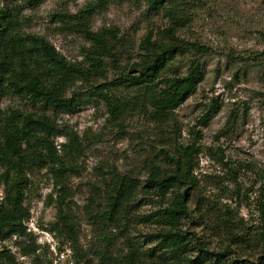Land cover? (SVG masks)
Here are the masks:
<instances>
[{
    "label": "rangeland",
    "instance_id": "rangeland-1",
    "mask_svg": "<svg viewBox=\"0 0 264 264\" xmlns=\"http://www.w3.org/2000/svg\"><path fill=\"white\" fill-rule=\"evenodd\" d=\"M94 2L45 0L37 8L24 6L22 31L45 38L68 62L88 67L89 43L75 25L81 12ZM177 2L184 4L186 15L177 36L205 45L210 54L202 59V76L195 91L168 113L166 121L150 119L153 107L125 79L127 74L135 75L130 70L143 53L142 40L149 32L154 40L169 25L164 9L159 5L151 7L148 0H110L88 17L86 27L91 31H115L121 38L118 68H112L107 61L104 76L78 81L68 90L67 96L76 91L84 102L74 113H51L59 125L79 136L82 146L64 181L68 193L65 212L72 220L75 246L82 258L75 259L73 243L64 236L56 237L51 229L58 219L60 186L55 185L50 166H24L20 171L9 170L6 176L7 168L0 162V203L5 187L19 182L24 205L29 208V218L23 222L24 236L0 232V264H54L55 249H69L74 264H127L125 257L130 253L135 254L138 264L161 262V258L172 261L171 254L159 246L156 238L161 228L157 215L173 201L172 195L161 199L151 190H140L128 207L127 219L117 227L93 225L87 215L88 211L98 215L103 209V183L113 171L134 178L144 187L147 167L151 163L164 167L160 149L172 152L175 143L196 144L193 174L201 187L198 196L210 208L206 211L209 220L204 217L203 224L194 200L188 201L190 214L181 222V231L188 235L189 246L182 255L189 259L198 257L195 243L199 238L207 239L209 251L221 250L211 229L216 213L211 202H216L221 215L229 210L236 220H241L243 228L255 229L259 219L253 204L260 195L264 197V0ZM6 4H10L9 0H0V7ZM189 58L188 54L177 56L174 71L185 75ZM114 83V94L128 105L118 122L110 117L104 102L94 96L96 87ZM0 108L6 114L10 109L41 111L38 106L9 97L1 100ZM54 140L56 145L65 142L64 137ZM207 148L216 151L218 158L211 156ZM219 158L226 166L218 162ZM232 169L236 172L240 200L233 194L237 186L230 180ZM102 251L104 256H100ZM228 261L226 264H246L236 255Z\"/></svg>",
    "mask_w": 264,
    "mask_h": 264
},
{
    "label": "trees",
    "instance_id": "trees-1",
    "mask_svg": "<svg viewBox=\"0 0 264 264\" xmlns=\"http://www.w3.org/2000/svg\"><path fill=\"white\" fill-rule=\"evenodd\" d=\"M44 1L9 0L10 4L0 7V102L9 97L20 102L26 101L41 110L40 113H25L20 109H10L6 114L0 108V162L7 168L6 176L9 175V170L20 171L24 166H50L55 185L60 186L58 219L51 229L56 237L64 236L73 243L72 256L79 261L82 254L75 246L77 239L72 220L65 212L68 193L64 181L67 173L72 172V165L81 154L82 146L79 136L59 125L52 114H72L84 103L76 91L67 96L68 90L74 88L78 81L104 76L108 71L107 61L112 68H118L117 49L121 45V38L115 31L101 29L93 32L86 27V21L94 10L104 8L110 1L95 0L81 12L82 16L75 25L77 32L89 43L86 51L88 67L70 63L45 38L24 34L22 31L21 8H37ZM177 1L148 0L151 7L159 5L164 9L169 25L154 40L152 32L142 40L140 47L143 53L130 70L135 75L127 74L125 77L129 86L140 96H144L146 103L153 107L154 110L149 115L153 120L166 121L168 113L190 97L202 76V59L210 54L205 45L188 42L177 36L183 27L182 21L186 20L184 4L179 5ZM62 22L66 24L67 21ZM184 54L190 56L189 64L186 74L180 75L172 66L175 58ZM116 88L115 83L96 87L94 96L104 102L110 117L118 122L128 105L114 94ZM57 137H64L65 142L56 145L54 139ZM207 151L211 156H217L216 151L214 153L211 148H207ZM160 153L165 160L164 167L151 163L147 167L144 187L134 178L113 171L103 183V209L98 215L88 211L90 223L100 227H117L120 221L127 219L128 207L140 190H151L161 199L169 194L173 196V201L157 215L161 228L156 238L159 239V246L171 254L172 261L161 258V262L150 264H205L206 261L208 264H226L231 255L238 256L246 264H264L262 195L253 204L259 219L253 231L243 228L241 220H236L231 211L227 210L221 215L216 202H211V209L216 210L211 229L213 236L219 240L221 250L209 251L207 239L200 241L199 238L195 243L198 257L189 259L182 255L189 246L188 235L181 231V222L190 214L188 201L194 200L201 223L204 224V217L209 220L206 211L210 208L198 196L201 187L193 174L198 148L195 143L185 146L175 143L172 152L168 148H161ZM218 162L226 166L222 159L219 158ZM229 174L232 177L230 180L237 186L234 169ZM19 187V182L15 185L8 184L0 203V232L4 231L8 236H24L23 222L29 218V208L24 205ZM238 192L239 186L233 194L240 200ZM244 196V201L248 200L247 195ZM104 253L105 251L100 256H104ZM203 254L205 257L201 258L200 255ZM7 259L11 260L10 257ZM125 259L127 264H138L134 253L127 255Z\"/></svg>",
    "mask_w": 264,
    "mask_h": 264
},
{
    "label": "built area",
    "instance_id": "built-area-1",
    "mask_svg": "<svg viewBox=\"0 0 264 264\" xmlns=\"http://www.w3.org/2000/svg\"><path fill=\"white\" fill-rule=\"evenodd\" d=\"M54 264H74L69 249L54 250Z\"/></svg>",
    "mask_w": 264,
    "mask_h": 264
}]
</instances>
